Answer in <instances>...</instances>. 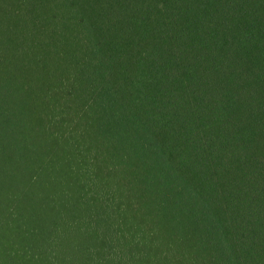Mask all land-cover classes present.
Returning <instances> with one entry per match:
<instances>
[{"label": "trees", "instance_id": "obj_1", "mask_svg": "<svg viewBox=\"0 0 264 264\" xmlns=\"http://www.w3.org/2000/svg\"><path fill=\"white\" fill-rule=\"evenodd\" d=\"M0 264H264V0H0Z\"/></svg>", "mask_w": 264, "mask_h": 264}]
</instances>
